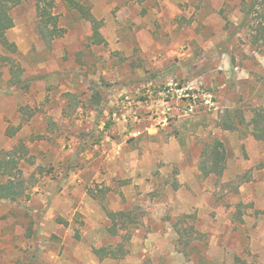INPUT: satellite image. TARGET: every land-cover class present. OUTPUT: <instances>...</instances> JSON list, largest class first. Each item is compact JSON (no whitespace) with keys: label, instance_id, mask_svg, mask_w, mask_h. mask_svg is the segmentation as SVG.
<instances>
[{"label":"rangeland","instance_id":"obj_1","mask_svg":"<svg viewBox=\"0 0 264 264\" xmlns=\"http://www.w3.org/2000/svg\"><path fill=\"white\" fill-rule=\"evenodd\" d=\"M76 1L105 45L61 0L51 44L33 0L10 13L0 155L18 161L29 198L0 202V264H264V142L219 127L228 110L264 115L253 0ZM213 141L225 169L204 178ZM121 211L132 221L111 235L106 213ZM118 245L124 257L93 252Z\"/></svg>","mask_w":264,"mask_h":264},{"label":"trees","instance_id":"obj_2","mask_svg":"<svg viewBox=\"0 0 264 264\" xmlns=\"http://www.w3.org/2000/svg\"><path fill=\"white\" fill-rule=\"evenodd\" d=\"M27 0H0V49H6L11 53L16 52V46L10 43L6 37L7 32L13 27L14 23L11 17V11L19 6L22 2ZM69 9L77 11L81 17L89 19L92 34L89 37L93 45H105L106 42L100 33L101 21H97L90 13V10L85 6L79 4L76 0H61ZM142 2L144 0H130ZM34 8L37 18V33L39 37L51 44L53 41L62 38L64 30L58 26V18L54 14L56 0H33ZM263 0H253L250 5L247 16L258 15V23L255 27L254 43H258L264 39V12L256 11L255 8L260 5ZM0 61H6L5 58H0ZM13 77L12 83L17 85L21 83L19 72L11 69ZM246 126L251 129L250 135L257 141L264 142V115L260 111H255L251 120L246 123L245 117L239 110L226 111L219 123L224 131H236L238 128ZM17 154L14 153V156ZM12 153L4 152L0 155V202H16L17 200L29 198L28 183L22 177V172L18 168V161L11 157ZM226 161V154L220 142L213 141L211 144L205 145L200 162V175L204 178L210 175H222L224 171V164ZM107 217L112 226L108 229L111 235H118L120 232L126 231L123 220L132 221L130 215L126 212H107ZM120 224H122L120 226ZM128 236V231L123 235L124 238ZM94 254L100 259L112 258L117 259L124 257L126 251L118 245L115 248L95 249ZM122 255H118V253Z\"/></svg>","mask_w":264,"mask_h":264}]
</instances>
